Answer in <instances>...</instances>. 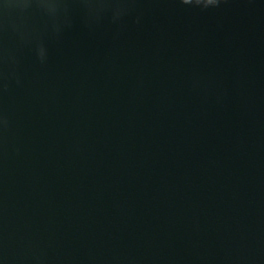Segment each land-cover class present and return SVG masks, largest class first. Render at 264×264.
<instances>
[{
	"label": "water",
	"instance_id": "water-1",
	"mask_svg": "<svg viewBox=\"0 0 264 264\" xmlns=\"http://www.w3.org/2000/svg\"><path fill=\"white\" fill-rule=\"evenodd\" d=\"M0 264H264V0H0Z\"/></svg>",
	"mask_w": 264,
	"mask_h": 264
},
{
	"label": "snow or ice",
	"instance_id": "snow-or-ice-1",
	"mask_svg": "<svg viewBox=\"0 0 264 264\" xmlns=\"http://www.w3.org/2000/svg\"><path fill=\"white\" fill-rule=\"evenodd\" d=\"M210 2H211V0H210Z\"/></svg>",
	"mask_w": 264,
	"mask_h": 264
}]
</instances>
